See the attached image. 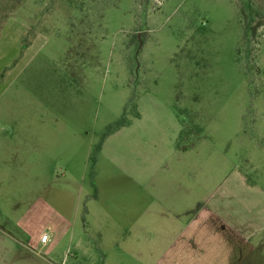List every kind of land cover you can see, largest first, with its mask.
<instances>
[{"label": "rangeland", "instance_id": "obj_1", "mask_svg": "<svg viewBox=\"0 0 264 264\" xmlns=\"http://www.w3.org/2000/svg\"><path fill=\"white\" fill-rule=\"evenodd\" d=\"M0 126V264H70L27 244L57 214L167 251L181 203L195 263L264 264V0H0Z\"/></svg>", "mask_w": 264, "mask_h": 264}, {"label": "crops", "instance_id": "obj_2", "mask_svg": "<svg viewBox=\"0 0 264 264\" xmlns=\"http://www.w3.org/2000/svg\"><path fill=\"white\" fill-rule=\"evenodd\" d=\"M22 30L23 26L19 25L17 29L19 35L15 41H19ZM4 32L5 29L2 33ZM0 129L4 128L0 126ZM47 207H49L48 204ZM177 208L179 211H175L173 216H169V218L166 219L168 225L174 226L170 227L171 234H169L171 236L172 246L167 251L160 250L159 242L155 241L158 237H156L157 229L154 227L158 226L160 230L159 226L164 223L160 217L145 219V221L133 220V225H141V228L138 230H141L142 233L135 234L130 233L129 227H127L126 230V225H128L129 222L125 219H120V225L123 227L121 230L129 231V234L126 235L125 240L120 239L118 248L127 244L129 242L128 238H130L135 244V249L131 250V248H127L125 252L123 250L111 252L109 254V264H120L125 254L150 258L149 264H161V259L164 257H166V259L163 261V264H207V261L203 262L198 260L196 263L194 262V257L198 258L201 255L198 251L199 247L196 248V251H193V249H191V243L187 242L195 239H203L204 235L207 236L208 219L185 216L184 213L186 210L192 208L189 203L178 204ZM57 220V224L50 225L51 227L45 230L25 229L29 234L27 244L32 248L39 249L43 254L49 255L52 253L55 254V250L59 244L66 241L69 243V246H73V251H69L71 255L70 264H95L97 257L92 252V239L85 237L81 232L82 229L76 227V224L64 215L57 214ZM142 224H147V227L145 229L142 228ZM149 225L152 226V231L149 230ZM210 225H212V223ZM210 229L214 230V228ZM44 232L48 234L49 240L45 243H41L39 241V236ZM99 240V242H103L101 238ZM116 241L118 240L115 239V242ZM69 246L66 247L65 256H63L61 261L62 263L68 254L67 251L69 250ZM207 254L208 252L206 251L204 258L207 257Z\"/></svg>", "mask_w": 264, "mask_h": 264}, {"label": "built area", "instance_id": "obj_3", "mask_svg": "<svg viewBox=\"0 0 264 264\" xmlns=\"http://www.w3.org/2000/svg\"><path fill=\"white\" fill-rule=\"evenodd\" d=\"M49 240V236H48V234L47 233H42L40 236H39V241L41 242V243H45V242H47Z\"/></svg>", "mask_w": 264, "mask_h": 264}]
</instances>
